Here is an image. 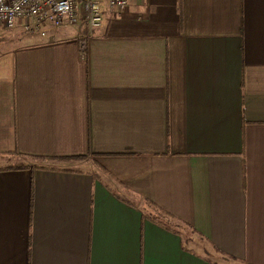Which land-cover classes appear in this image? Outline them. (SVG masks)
Listing matches in <instances>:
<instances>
[{
	"label": "crops",
	"instance_id": "obj_1",
	"mask_svg": "<svg viewBox=\"0 0 264 264\" xmlns=\"http://www.w3.org/2000/svg\"><path fill=\"white\" fill-rule=\"evenodd\" d=\"M101 12L0 21V264H264V0Z\"/></svg>",
	"mask_w": 264,
	"mask_h": 264
},
{
	"label": "built area",
	"instance_id": "obj_2",
	"mask_svg": "<svg viewBox=\"0 0 264 264\" xmlns=\"http://www.w3.org/2000/svg\"><path fill=\"white\" fill-rule=\"evenodd\" d=\"M109 8L123 9L128 0H106ZM0 21L28 36L46 37L50 29L81 24L94 31L101 27V0H0Z\"/></svg>",
	"mask_w": 264,
	"mask_h": 264
},
{
	"label": "trees",
	"instance_id": "obj_3",
	"mask_svg": "<svg viewBox=\"0 0 264 264\" xmlns=\"http://www.w3.org/2000/svg\"><path fill=\"white\" fill-rule=\"evenodd\" d=\"M78 159H83L82 157H78ZM151 219L157 223H160V224H165L167 227L169 228H177L179 227V225H175L172 223V218L171 217H168V215H165L164 213L162 214H159L157 216H153L151 217Z\"/></svg>",
	"mask_w": 264,
	"mask_h": 264
},
{
	"label": "rangeland",
	"instance_id": "obj_4",
	"mask_svg": "<svg viewBox=\"0 0 264 264\" xmlns=\"http://www.w3.org/2000/svg\"><path fill=\"white\" fill-rule=\"evenodd\" d=\"M193 246H194L195 250H197L199 252H203V249H202L203 243H201L198 239H196L194 241V245ZM226 264H228V263H226Z\"/></svg>",
	"mask_w": 264,
	"mask_h": 264
}]
</instances>
